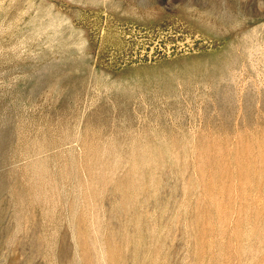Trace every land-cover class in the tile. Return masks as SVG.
Listing matches in <instances>:
<instances>
[{
	"label": "rangeland",
	"instance_id": "rangeland-1",
	"mask_svg": "<svg viewBox=\"0 0 264 264\" xmlns=\"http://www.w3.org/2000/svg\"><path fill=\"white\" fill-rule=\"evenodd\" d=\"M0 264H264V0H0Z\"/></svg>",
	"mask_w": 264,
	"mask_h": 264
}]
</instances>
